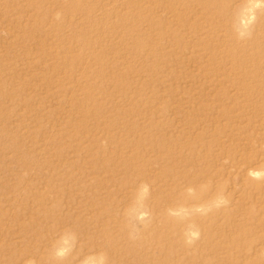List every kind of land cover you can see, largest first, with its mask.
Here are the masks:
<instances>
[{"label":"rangeland","instance_id":"obj_1","mask_svg":"<svg viewBox=\"0 0 264 264\" xmlns=\"http://www.w3.org/2000/svg\"><path fill=\"white\" fill-rule=\"evenodd\" d=\"M0 264H264V0H0Z\"/></svg>","mask_w":264,"mask_h":264}]
</instances>
